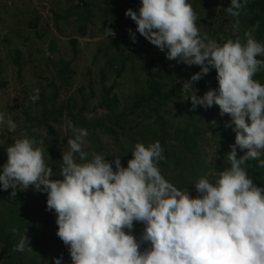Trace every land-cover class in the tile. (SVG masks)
I'll list each match as a JSON object with an SVG mask.
<instances>
[{"label": "clouds", "instance_id": "1", "mask_svg": "<svg viewBox=\"0 0 264 264\" xmlns=\"http://www.w3.org/2000/svg\"><path fill=\"white\" fill-rule=\"evenodd\" d=\"M248 3L230 0L225 9L236 18L234 33ZM125 15L166 59L199 66L187 81V99L193 110L215 104L221 116H230L225 126L235 137L226 153L228 166L195 180L198 195L192 196L162 175L159 141L137 142L122 166L119 157L109 162L106 155L85 150L88 131L67 120L72 135L59 171L25 134L5 148L0 189L10 188L14 196L30 187L46 194V210L56 213V235L67 246L70 264H264V186L256 185L246 168L252 160L264 167V84L254 78L264 71V43L254 28L222 44L202 36L189 0H140L137 10L128 8ZM128 32L135 43V32ZM212 69L217 87L197 95L193 82ZM39 98L35 89L31 99ZM5 125L17 128L0 112V127ZM134 222L144 225L139 238L132 234ZM25 250L31 248L24 231L15 251ZM53 264H64L63 257H53Z\"/></svg>", "mask_w": 264, "mask_h": 264}, {"label": "rangeland", "instance_id": "2", "mask_svg": "<svg viewBox=\"0 0 264 264\" xmlns=\"http://www.w3.org/2000/svg\"><path fill=\"white\" fill-rule=\"evenodd\" d=\"M75 1L77 0H0V82H4V86L0 87V112L17 125L14 132L6 125L0 127V141H3L0 143V165L6 162L7 145L26 134L24 125L28 118L33 121L27 130L43 140L37 146H52L53 135L41 121L44 112L51 107L58 110L67 99L72 98L76 103L73 109L75 113L81 102L78 90L84 87L88 108L85 115L92 119L102 116L106 110L97 107V104L103 93L102 88H107L112 83L115 84L112 92L118 95L120 107L124 108L131 103L136 93L145 88V73L141 67L144 58L142 50H146L151 56L158 52L164 59L165 53L139 36L135 32V22L125 15L128 8L137 10L140 0H84L87 7H77L74 5ZM224 2L189 0L199 21L195 23L200 34H207L221 44L227 40L222 39V33L233 32L232 25L236 19L226 13L225 9L230 3L225 5ZM238 19L241 32L235 34L240 37L250 29L245 19V10ZM104 25L109 27L105 29L102 27ZM129 28L136 34L135 43L130 39ZM72 38L76 40L75 49L70 41ZM121 56L127 58L125 71L120 77H116L109 62L113 59V63L119 66ZM17 61L21 67L19 73ZM164 62L172 68L175 66V60L164 59ZM62 63H69L68 69L73 72L63 84L58 75ZM153 68L159 70L157 65ZM195 72L190 69L189 74ZM259 73L264 75V71ZM89 80L92 82L94 96L89 95L86 87ZM187 81V78L177 81L182 88L181 94L162 105L159 113L165 120L164 129L168 135H172L178 127L185 128V125L187 129L197 127L195 132L198 134L194 137L197 141L195 153H188L183 159L184 180L191 184L190 188H195L191 180L187 179L197 167L194 160L198 159L202 166L208 167L207 170L199 169L192 176L196 180L202 175L211 176L216 169L223 170L228 166L226 153L230 151L229 145L234 143L235 133L231 135L222 128H209L215 127L220 119L226 122L230 120L228 114H219V107L215 104L208 109L199 106L194 110L191 108V114H186L184 108L182 114L178 113L176 102L185 101L189 97ZM217 83L211 85V88L217 87ZM192 87L197 90V95L206 92L196 88L194 82ZM35 89H39L40 98L33 102L31 96ZM52 95L55 97L52 98ZM67 120L66 113L58 114L57 111L46 120L57 134L58 144L54 146V150L59 159L51 161L49 154L44 153L45 162L54 172L60 169L62 152L68 149L67 138L72 135L66 129ZM147 122L150 123L148 127ZM155 128L154 120H148L138 109L137 114L128 115L125 132L119 128H115L116 134L97 132V138L104 147L102 151L92 140L91 130L86 129L89 135L85 138V150L98 154L105 151L124 155L123 148H126L128 154L132 155L131 150L135 144H146L144 139L149 138ZM168 135L167 141L178 145L174 137ZM127 161H121L122 166H126ZM170 174L172 169L169 167L166 176L169 177ZM259 183L264 186L261 178ZM18 191L26 196L24 203L27 208L22 222L10 215L12 205L9 202L16 200V197L11 194L8 200L0 196V236L10 233L8 241L0 237V264H53V257L61 256L64 264H70L67 246L56 235V213L54 210H46V194L31 187ZM194 193V196L198 195L197 192ZM139 223L134 222L132 230L137 238L143 231ZM24 231L29 238L31 250L17 252L15 245ZM57 252L61 254L57 255Z\"/></svg>", "mask_w": 264, "mask_h": 264}, {"label": "trees", "instance_id": "3", "mask_svg": "<svg viewBox=\"0 0 264 264\" xmlns=\"http://www.w3.org/2000/svg\"><path fill=\"white\" fill-rule=\"evenodd\" d=\"M224 1L225 5L230 3V0ZM201 3L204 4V2L202 1ZM74 5H76L77 7H87V3L84 0H77L75 1ZM244 10L245 19L249 28H254L255 38L257 39V41L264 43V0H249V3L245 6ZM196 22L198 23L199 21L196 20ZM102 27L106 29L109 26L104 25ZM243 33L240 36L241 38H243ZM138 35L141 36L139 33ZM236 36L237 35L234 32H227V34L222 33L221 37L222 39L226 40L229 38H235ZM70 41L74 45L75 49L76 40L72 38ZM142 51L144 53V58L141 62V67L145 73V88L139 93L135 94L133 100L128 106L124 108L120 107V100L118 95L112 92L115 85L114 83H112L109 87L102 88L103 93L101 94V99L97 104V107L100 106L106 110V113L102 116H98L92 119L85 115L84 112L88 111V108L87 97L84 95V87H81L78 90L81 96V102L80 106L78 107V110L75 113H73V109L76 103L72 98L67 99L66 103L61 105L58 110L51 107L47 112L43 113L41 121L45 123L46 127L48 128V132L53 135V144L52 146L44 147L45 152L49 154L48 156L49 158H51V161H56L59 159L57 151L54 150V146H57L58 144L57 134L52 129L51 125L46 122L47 118L51 115H54L56 111L58 114L66 113V118L68 120H71L78 128H84L87 130L90 129L92 133V140L96 143V146L102 151L104 150V147L97 138V132L116 134L115 128H119L120 130H122V132H125L124 129H126L127 126L128 115L137 114V110L140 109L141 114L144 115L148 120H154L156 126L155 130L151 132L150 137L144 139L146 143L145 145L151 142L159 141L164 149L165 159L158 163V167L162 175H164L167 180L169 179V181L178 188L182 190L186 189L190 195L194 196V192H196L195 188H190L191 184L186 183V180H184L185 170L183 167V159L188 156V153H195L197 141L194 140V137L198 134L197 132H195V129H197V127L193 126L187 129L185 125V128L178 127L174 130V133H172V135H168L167 131L164 129L165 120L163 119L162 115H160L159 111L160 107L164 105L167 101L172 100L173 98L178 97L181 94L182 88L177 84V81L181 78H187L189 80L191 76L189 74L190 69H193L198 72L200 70L199 66H189L185 65L182 62L178 63L175 61V66L172 68L170 65L164 62V59H166L165 54H163L164 59H162L158 52H155L154 56H151L146 50L143 49ZM18 56L19 55H17V59ZM126 60V57L121 56L119 66L113 63V59L109 62L112 70L116 74V77H120L125 71ZM17 64V71L19 73L21 71L19 61H17ZM68 64L69 63H62L61 68L58 70V75L61 84L66 83L70 79L71 74L73 73L71 70L68 69ZM155 65L158 66L159 70H155L153 68ZM254 78L264 84L263 74H260L258 72ZM102 80H104V77H102ZM216 82V72L214 69H212L202 79L197 82H194V85L196 88H201L207 91L209 88H211V85L215 84ZM2 86H4V82H0V87ZM91 86L92 82H90L89 80L86 87L89 91V95L94 96L95 93L91 89ZM187 93L190 95V92ZM51 97L53 98L55 97V95H52ZM176 107L178 113L180 114L183 113V108L186 114H191V101L188 99H186L185 101L176 102ZM53 119L55 118L53 117ZM32 121V118H28L26 124L24 125V128L27 131L26 134L29 136V138L35 139L37 141V145H41V142H43V140L39 136H34L32 132L27 130V128L31 126ZM225 123L226 121L220 119L218 120V123L215 127L209 126V128L212 130L216 128H222L229 134L234 135L232 129L230 127H226ZM149 125L150 123L147 122L146 127H148ZM167 135L168 137L173 136L174 140L178 143L179 146L175 144H170L169 141H167L166 139ZM123 152L124 155L105 151H103L102 153L103 155H106L105 159L109 162L114 159V156L119 157L120 161L125 162L126 160H129L131 158V155L128 154L126 148H123ZM240 154H242V152ZM194 162L197 164V167L193 169V172H191V175L187 178L191 180L192 184L196 180L192 176H195V173H197L199 169H208V167L202 166L199 163L198 159H195ZM169 167L172 169V174L167 177V169ZM113 168L115 170L114 165ZM246 168L249 176L253 179V182L256 185L260 186V178L264 180V167L260 166L259 161L252 160L247 163ZM11 191L12 190L10 188L7 190L0 189V196L9 200V197L12 194ZM15 197L16 200H10L9 202V204L12 205L10 208V215H12L13 219H18L20 222H22L25 220V216L23 214L26 213L25 210L27 208V205L24 203L26 196L17 190ZM139 226L141 228H144V225L141 222L139 223ZM9 234L10 233H4L0 237L7 239L9 238ZM6 241H8V239ZM147 246L148 245L146 244V242L142 243L141 250H143ZM60 254V252H57V255Z\"/></svg>", "mask_w": 264, "mask_h": 264}]
</instances>
